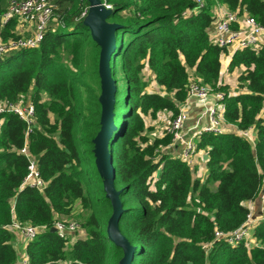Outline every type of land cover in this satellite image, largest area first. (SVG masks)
Here are the masks:
<instances>
[{"label": "trees", "instance_id": "trees-1", "mask_svg": "<svg viewBox=\"0 0 264 264\" xmlns=\"http://www.w3.org/2000/svg\"><path fill=\"white\" fill-rule=\"evenodd\" d=\"M49 1L53 16L41 42L0 59V104H33L27 150L46 182L21 187L29 164L20 152L26 123L14 112H0V264H15L23 249L29 264H119L123 250L107 237L113 208L93 151L101 119L100 47L85 23L87 14L80 17L90 3ZM105 1L112 5L105 22L117 25L109 147L123 208L118 226L134 247L131 264H264V221L251 230L253 245L248 237L235 244L213 241L216 230L229 232L244 222V201L264 184V43L232 54L228 70L239 69L237 87L224 98L225 121L237 129L252 126L253 145L236 130L203 134L197 143L208 155L202 179L175 152L163 151L170 135L149 142L145 133V117L179 113L190 77L228 91L218 85L221 55L228 50L209 39L215 6L246 13L264 26V0H202V7L196 0ZM7 5L0 0V15ZM16 24L15 18L6 23L2 40L16 37ZM145 69L159 91L146 90ZM76 203L85 233L70 242L50 228L70 216ZM14 219L40 228L26 245L20 240L22 248L9 227Z\"/></svg>", "mask_w": 264, "mask_h": 264}, {"label": "built area", "instance_id": "built-area-1", "mask_svg": "<svg viewBox=\"0 0 264 264\" xmlns=\"http://www.w3.org/2000/svg\"><path fill=\"white\" fill-rule=\"evenodd\" d=\"M199 7L203 6L202 0H196ZM103 9L108 13L111 12L112 5L105 0H101ZM90 9V8H89ZM89 10L84 9L80 17L88 14ZM53 16V5L49 0H8L6 10L0 15V32L6 23L15 18L16 37H10L2 40L0 37V59L7 53L17 51L23 48L36 47L43 39L45 30L49 25ZM27 25L30 32L26 35L23 31H19ZM22 27V28H21ZM209 39L212 43L226 47L227 53H234L236 50L243 48H257L264 43V26L258 23L254 17L246 13H238L235 11H223L220 13L209 32ZM225 54V53H224ZM231 54V55H232ZM221 83L219 82L218 85ZM227 93L233 95L232 91L223 92L214 90L208 85L199 83L198 80L190 77L187 85L186 99L180 106V111L167 121L163 128L162 135H170V142L163 147V151H173L178 149V156L185 160L190 166H193L196 160L197 143L203 134H218L231 131L233 128L237 133L246 139L251 145L254 144L255 131L252 126L246 129H237L235 125L228 123L224 119V98ZM197 99L206 102L209 98H214L212 102H207L206 123L198 125L190 135L187 134L186 122L188 120L187 102L189 99ZM14 112L20 119L26 123L25 141L20 148L29 161L28 172L24 176L22 185L31 187H43L46 182L41 179L36 168L35 159L28 153L27 136L29 130L35 126L34 106L31 101L20 102H2L0 104V112ZM247 207V206H246ZM248 213L244 222L236 229L223 232L215 231V240L223 239L230 244H235L243 238L249 237L253 226L264 221V184L261 190L260 213L254 215L250 207H247ZM9 227L16 230L18 239L23 243L35 238L39 226L24 224L17 220H13ZM55 232L62 238H70L78 231V224L71 220H55L52 224ZM15 264H29V259L25 249Z\"/></svg>", "mask_w": 264, "mask_h": 264}, {"label": "water", "instance_id": "water-1", "mask_svg": "<svg viewBox=\"0 0 264 264\" xmlns=\"http://www.w3.org/2000/svg\"><path fill=\"white\" fill-rule=\"evenodd\" d=\"M88 1L90 3V9L85 23L89 27L92 39L100 47L99 75L101 79V119L100 129L93 139V151L96 157L97 169L103 178L105 195L110 200L113 208L106 233L108 239L123 250V257L119 261V264H131L134 247L119 230L118 222L123 208L119 198L120 191H118L114 185L116 174L109 147L110 139L115 129L113 109L115 105L116 85L115 80L111 76L110 59L115 49L114 31L117 25L107 24L105 22V18L110 12L107 13L103 9L101 0ZM50 231L55 232V228L51 227Z\"/></svg>", "mask_w": 264, "mask_h": 264}, {"label": "crops", "instance_id": "crops-1", "mask_svg": "<svg viewBox=\"0 0 264 264\" xmlns=\"http://www.w3.org/2000/svg\"><path fill=\"white\" fill-rule=\"evenodd\" d=\"M214 11H215V16L217 18V16L220 13H222L223 11L224 12L228 11V8L226 5L219 4V5L215 6ZM216 18H215V20H216ZM19 31H23L27 35L30 32V27L25 25L24 28L19 30ZM231 54L232 53L230 52V53H225V54L221 55V75H220L219 82L221 83V85H227L228 90L232 91L234 93L236 90V87H237L236 77H237V74L239 72V69H234L233 71L228 70V63H229L230 58L232 56ZM151 82H152L151 84H154L155 86L159 87L153 81L152 77H151ZM213 100H214V98H209V100H207L206 102H202V101H199L195 98L189 99V101L187 102L188 120L186 122V128H187V134L188 135H190L191 132L198 125L206 123L207 102H212ZM166 114L171 116V113L169 111H161L157 115V118L159 116L161 119H163V124L166 120L169 119V117ZM146 118L147 117H145V121H146ZM163 124H162V126H163ZM230 130L233 131L235 129L230 128ZM174 152L178 155V149H175ZM202 153L204 154V156H202ZM207 159H208V155H207L206 151L199 149V151L197 152L195 163L193 166H191V168H193V167L196 168V173H195L196 177H200L202 179L205 177V174H206L205 162L207 161ZM158 174H159V171L154 173V175H155L154 177H157ZM260 203H261V191L258 193V195L255 198H253L251 200L244 201V205L247 207H250V209L252 210L254 215H257L260 213ZM248 238H249L248 240L250 242L252 240H254L251 235ZM15 245L18 248H22V242L20 241V239H16Z\"/></svg>", "mask_w": 264, "mask_h": 264}, {"label": "rangeland", "instance_id": "rangeland-1", "mask_svg": "<svg viewBox=\"0 0 264 264\" xmlns=\"http://www.w3.org/2000/svg\"><path fill=\"white\" fill-rule=\"evenodd\" d=\"M53 22H55V20H53ZM50 25H54V24L51 23ZM142 77H143V81H146L148 83V85L146 86V90H148V91H159L160 90L159 87L155 86L154 84H151L152 83L151 82V76H150V73H149V71L147 69L144 70ZM117 78H118V82L120 83L121 79H119L118 76H117ZM118 86H119V84H118ZM45 98H46L45 94H43V99H45ZM167 116L170 119V116L169 115H167ZM168 120H166V121L164 120L165 122L163 124V119H161L159 116L155 120L150 118V117L146 118V127L148 128L147 130H149V132L145 131V133H146V135L149 138V142H152L156 138L163 137V135H162L163 128L167 124ZM162 124H163V126H162ZM202 156H204L203 153H202ZM82 214H83L82 213V209H80L79 204L76 203L74 205L73 212H72V214L70 216H60L58 218L59 220H71V221H74V222H76L78 224V231L79 232L75 233L72 237H70V242H72L76 238H79V237L83 238L84 237V233L85 232L80 228V226H81L80 222L82 220ZM254 242H255V240H252L251 242H249V244L253 245ZM23 245H26V243H23ZM23 248H24V246H23Z\"/></svg>", "mask_w": 264, "mask_h": 264}]
</instances>
